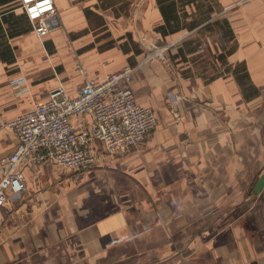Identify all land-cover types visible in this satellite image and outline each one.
<instances>
[{"label": "crops", "instance_id": "0c3cea01", "mask_svg": "<svg viewBox=\"0 0 264 264\" xmlns=\"http://www.w3.org/2000/svg\"><path fill=\"white\" fill-rule=\"evenodd\" d=\"M52 1L58 24L37 39L0 0V119L131 66L156 123L82 169L24 165L0 264H264V0ZM15 145L0 129V157Z\"/></svg>", "mask_w": 264, "mask_h": 264}, {"label": "built area", "instance_id": "2783aa9c", "mask_svg": "<svg viewBox=\"0 0 264 264\" xmlns=\"http://www.w3.org/2000/svg\"><path fill=\"white\" fill-rule=\"evenodd\" d=\"M17 6L37 39L58 24L52 0H17ZM131 74L124 66L101 81L85 78L74 97L57 85L28 112L0 119V129L16 138L14 150L0 157V207L8 193L24 190L26 164L78 170L92 165L97 154H124L144 140L156 120L151 109L135 102Z\"/></svg>", "mask_w": 264, "mask_h": 264}, {"label": "rangeland", "instance_id": "374dc122", "mask_svg": "<svg viewBox=\"0 0 264 264\" xmlns=\"http://www.w3.org/2000/svg\"><path fill=\"white\" fill-rule=\"evenodd\" d=\"M108 1H111V0H108ZM208 4H210L213 7V0H205L204 5H208ZM89 18H95V17L90 16ZM198 34H200L199 35V38H198V36H195L194 38H192V39H194L193 41H195V46H197V42L204 41L203 40V31L199 32ZM211 36H212V34H211ZM127 44H128L127 48H129L130 50H133V51L135 50L134 47H133V45L131 43H127ZM191 45H194V43L191 44ZM158 48L161 49V47H158ZM186 48L193 49L191 47H186ZM45 50L47 51L48 54L51 53V52H53V48L51 46H45ZM153 50H155V49H153ZM164 53L165 52L162 50L160 56H162ZM147 54L149 55V54H151V52H147ZM131 68H132V71H133L134 70L133 67H131Z\"/></svg>", "mask_w": 264, "mask_h": 264}, {"label": "water", "instance_id": "95a60500", "mask_svg": "<svg viewBox=\"0 0 264 264\" xmlns=\"http://www.w3.org/2000/svg\"><path fill=\"white\" fill-rule=\"evenodd\" d=\"M263 185H264V170L262 171L261 175L256 180L254 187L252 189V192L254 194H258L261 188L263 187Z\"/></svg>", "mask_w": 264, "mask_h": 264}]
</instances>
